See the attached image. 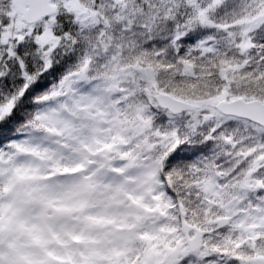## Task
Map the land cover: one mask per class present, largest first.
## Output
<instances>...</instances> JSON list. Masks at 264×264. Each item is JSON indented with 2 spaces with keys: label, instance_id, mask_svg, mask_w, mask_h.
Returning <instances> with one entry per match:
<instances>
[{
  "label": "snow or ice",
  "instance_id": "1",
  "mask_svg": "<svg viewBox=\"0 0 264 264\" xmlns=\"http://www.w3.org/2000/svg\"><path fill=\"white\" fill-rule=\"evenodd\" d=\"M0 264H264V0H0Z\"/></svg>",
  "mask_w": 264,
  "mask_h": 264
}]
</instances>
